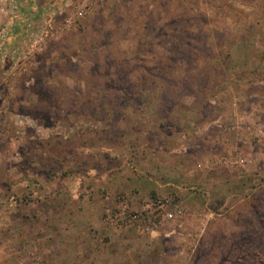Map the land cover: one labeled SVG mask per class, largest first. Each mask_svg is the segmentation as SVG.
<instances>
[{"label": "rangeland", "instance_id": "374dc122", "mask_svg": "<svg viewBox=\"0 0 264 264\" xmlns=\"http://www.w3.org/2000/svg\"><path fill=\"white\" fill-rule=\"evenodd\" d=\"M0 264H264V0H0Z\"/></svg>", "mask_w": 264, "mask_h": 264}, {"label": "built area", "instance_id": "2783aa9c", "mask_svg": "<svg viewBox=\"0 0 264 264\" xmlns=\"http://www.w3.org/2000/svg\"><path fill=\"white\" fill-rule=\"evenodd\" d=\"M168 201H163V200H158L157 202H156V205H157V212H158V215H161L159 212L160 211H163L164 212V210H165V208L167 207V205H168ZM148 207H151V205H148ZM168 219H173L174 218V213L173 212H171V213H169V214H166L165 215Z\"/></svg>", "mask_w": 264, "mask_h": 264}]
</instances>
